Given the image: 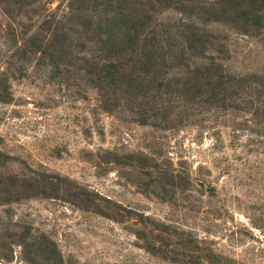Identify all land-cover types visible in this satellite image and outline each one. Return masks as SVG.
Listing matches in <instances>:
<instances>
[{
	"label": "rangeland",
	"instance_id": "rangeland-1",
	"mask_svg": "<svg viewBox=\"0 0 264 264\" xmlns=\"http://www.w3.org/2000/svg\"><path fill=\"white\" fill-rule=\"evenodd\" d=\"M0 264H264V0H0Z\"/></svg>",
	"mask_w": 264,
	"mask_h": 264
},
{
	"label": "trees",
	"instance_id": "trees-1",
	"mask_svg": "<svg viewBox=\"0 0 264 264\" xmlns=\"http://www.w3.org/2000/svg\"><path fill=\"white\" fill-rule=\"evenodd\" d=\"M132 14V13H130ZM145 21V20H144ZM144 24L145 22H143V25H142V21H141V25L144 27ZM137 27H140V26H137ZM128 29H131V30H135L136 29V26H135V22H128ZM142 28V27H141ZM136 39V37L134 36H131L128 41H127V44H133L134 40ZM132 50V49H130ZM144 56H148L150 54V52L148 51L147 53H142ZM133 62V61H132ZM135 62V61H134ZM133 62V63H134Z\"/></svg>",
	"mask_w": 264,
	"mask_h": 264
}]
</instances>
